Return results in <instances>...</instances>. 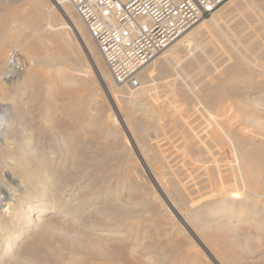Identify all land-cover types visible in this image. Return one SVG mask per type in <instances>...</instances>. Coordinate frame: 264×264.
I'll return each mask as SVG.
<instances>
[{"label": "bare ground", "instance_id": "6f19581e", "mask_svg": "<svg viewBox=\"0 0 264 264\" xmlns=\"http://www.w3.org/2000/svg\"><path fill=\"white\" fill-rule=\"evenodd\" d=\"M67 2V0H0V11L4 13L0 14V58L1 56L3 57V54H6L9 46L13 45L12 43L16 44L20 52L26 54L31 60L32 65H34V69L29 70L28 81H32L34 84L39 83L41 79L44 81H53L55 86L62 89L69 103L78 104L82 100L80 90L93 89L96 83L102 84L108 95L112 99H115L116 102L120 100L125 101V106H123L124 102L119 104H122L124 107L122 118H120L122 120L121 124L129 130L130 134L128 135H131L132 138L135 136L137 139L138 146L136 148L138 149L139 157L141 161L146 164V171H148L160 193V197L158 195V198L157 195H155L156 198H161V206L164 207L165 210H168L165 212H171V215L175 213L182 219L181 226L183 229L191 230L192 224H198V222L201 221L199 220L200 214H198V210H194V208L197 207L196 204V207L193 205L194 208L191 211V217H183V214H186L185 209L181 212L178 210L179 207L180 209L183 207L180 202L183 201L186 196L185 188L190 187L188 186L190 184L186 185L183 183L184 180H180L179 176H177L182 172L180 169L183 167L178 169L180 171H177L178 174H174V172L173 174L171 173L172 176L169 180L164 182L166 179L163 181L162 175L158 173L160 169L157 170L155 175L153 173V165L151 166L149 163V161L152 160L151 155H155L154 150H151L155 147L153 145V139L155 140V138L149 134L150 130L152 129L155 133H158L157 136L159 137V134L163 131L164 127H166L165 122L164 124L161 122L164 116L172 118V120L176 121V125H183L185 123L187 125L188 121H186V116H189V114L185 115L183 113L187 111L186 109L188 108H186L183 103H179L175 98L173 103L174 109H176L178 113L184 115L178 117L177 114L173 113L175 112L174 110L171 111L173 115H169L168 111H170V109L165 110L164 108L165 111H159L158 107L161 106L162 108L163 103L162 105H157L150 101L152 99L147 102L143 98L148 96L149 92H152L149 82L151 77H156H154V74L158 73L162 75L163 73L164 75V73L178 71V79H176L178 87L183 93L185 92V95H189L190 100L193 101L194 106H191L188 110L191 112L190 115H193L195 121L196 119L199 121L198 119L204 118L205 122L208 124V128L205 127L206 130L204 128V131L201 128V122L204 121L203 119L200 121L201 126L198 125V122L197 126L195 121H192L193 118L190 119L192 122L191 125L195 123L194 126H196V128L200 127V129L197 130L193 128L192 132L189 129V131L193 133V135L191 134L193 139L190 137L191 140L187 137V141H190V143L187 141H185L187 142L186 144L182 143L183 146H189L188 148L193 149L194 152L190 151L191 153H197L198 155H195V158L191 156L187 158V160L189 161V159H192L200 163L205 161V159L201 158L202 156L199 157V155H204L205 152L212 153L213 155L228 153L227 155L225 154L226 158L228 156V160L233 163L232 165L235 167L238 180L245 188L248 196L259 198L261 200H259V202L262 203V201H264V137L262 138L261 135L259 138L262 139L253 140L251 136L253 131L250 132L249 129V125H251L249 123L251 122L254 124L255 128L259 130L264 129V117L259 115V113L264 110V15L261 14L263 11L258 7L261 2H259V0L223 1L215 8L209 19L206 18L207 20L199 24H197V21L175 39L160 56L144 67L138 75L139 86L137 87L124 86L113 82L114 80H112L111 75L107 74L101 66V62L97 57V50H95L91 42L93 38L88 30L86 31L83 28L79 20L80 17L77 18L75 16L74 7ZM258 8L261 10L260 13L255 12ZM234 11H237V13ZM238 14H243L244 16L241 18V21L238 18L239 22H237V25L239 26V30L234 34L235 32L233 33L232 31L231 33L229 30H226L224 24L225 22H232L231 24H233V21L230 22L228 20L235 19L230 17L228 19V16H234V18H236L235 16ZM238 26L236 28H238ZM212 30L221 35L219 42H214V46H211L213 45V43H211L213 41L211 40L210 42L209 38L207 39V36H205L208 32H212L213 34ZM233 34L237 35V41L230 38L234 37ZM198 41H200V44H202L201 41H205L206 44L204 49L195 50V54H193L192 51L191 55H188L190 57H187L188 59H186L185 62L182 64L178 62L181 61V55L191 50L193 42L196 43ZM210 48H214L222 54L221 64H219L220 62L218 63L220 57L218 61H214L221 66L220 73L218 66L217 73L211 76L209 73L214 71V69L212 70L209 67L212 70H209L210 72L208 71L211 77H209V75L208 78L201 77V80L199 78L197 84L192 83L193 86L190 85L191 83L188 82L189 79L187 78L188 81L186 80V74L183 73L185 75L183 76L182 73H179L180 70L194 72L200 68L201 65L200 69H203L205 60L202 63V57ZM214 49H212V51L218 55L217 51H214ZM218 56H220V54ZM83 59H86L89 65L84 64ZM210 60L211 59H207L206 61L208 62ZM211 63L213 64L212 61ZM209 65H206L207 70ZM197 75H200V73ZM236 77L242 78L240 81H233ZM172 82H174V80ZM233 93H235V95H233ZM12 97L13 96H11V99ZM181 98L182 97H180V99ZM11 99L8 101L0 100V264H73L75 261L71 256L66 257V255H63L62 247L58 248L53 246L52 248L48 247V249H45L46 245L41 244H47L46 241H49L50 233L48 226L53 222H62V220L69 221L70 219H76L75 222L78 224V232L90 231L93 234H101L106 238H125V240L127 239L129 242L133 236L131 231L133 226L129 218L132 214L139 213L141 210L133 208V202L125 198L124 195L121 196L119 193H115L116 190L120 189L121 192H123V188L129 186L130 174H128V165L126 166L124 162H121L124 166L116 168L113 163L115 156L112 158V155L109 156L105 154L107 156L97 158V150L93 148H98V145H95L93 140H87L86 131H82L85 129L91 131L97 130L96 120L90 119L84 122L82 119L77 122L66 121L56 124L45 120H35L26 107H15L17 106L16 104L13 106V99ZM187 100L189 99L185 101ZM236 102L240 106H248V110L246 111L239 108V110H234L232 105L235 106ZM185 104H188V102ZM196 105L198 106L195 107ZM15 111L17 114L14 116L12 113ZM243 111L246 112L243 113ZM240 114H242L243 117L245 115L243 119H246L248 122L250 121L248 123L249 127L246 125L242 128L235 126L236 123H239L237 120L238 117L240 118ZM234 119H237L235 120L236 123L233 122ZM168 124H170V121ZM175 124H173V126ZM74 125H76L75 128ZM178 127L179 132L186 128L184 125L182 129H180V125H178ZM178 127L176 128L178 129ZM165 129L167 130V128ZM168 129H170V126ZM171 131L176 132L178 130L175 131L172 127ZM176 133L172 134H175L174 136L177 138L182 135L178 133V136ZM182 133H184V131ZM219 133L220 136H218ZM255 133L259 135L261 132L256 130ZM85 134L86 139L84 138ZM257 135H254L255 138ZM150 136L153 138L151 139L153 144L149 143ZM167 136H170V134ZM183 136L180 137L182 138ZM206 137H208V140ZM184 138H186V135ZM167 139L165 140L167 141ZM225 139L227 140L224 141ZM173 140L175 141V139ZM162 141H160L161 143H157L162 145ZM160 144H158V146ZM170 144L172 145V143ZM173 145H175V143H173ZM173 148L174 146L172 149ZM182 149L184 150V155H186L185 149ZM131 150L133 151V149ZM183 150H181L182 152L179 151L180 154L183 153ZM189 154L188 152L187 156ZM132 156L137 157L135 153ZM220 157L222 158V156ZM156 158H158V156ZM164 160L161 162H164ZM225 160L226 159H224V161ZM192 162L191 164H193ZM100 163H102V166ZM196 164L194 166H197ZM99 165L101 167H99ZM172 165L174 166L173 163ZM176 165H178V161ZM201 165L202 163L200 166ZM154 169V172H156L155 167ZM168 169H170V167ZM195 170L194 168V171ZM167 173L164 172L165 175L163 176H166ZM185 173L186 172L182 175L183 178L184 175H186ZM116 179L118 182L119 180L122 181V185H118L119 183ZM226 179L228 180L229 178L226 177ZM194 180L195 177L193 181ZM229 180L232 183V179ZM204 184H206V180ZM194 190H196V188ZM197 193L198 192H196V194ZM201 196L203 195L201 194ZM217 196L218 195H215V197ZM191 198H193V196ZM195 198L198 200V195ZM212 198L214 197L212 196ZM101 203L103 205H101ZM204 206H207L206 202ZM161 212L164 213V210ZM97 217H102V220H104L102 222H97ZM170 220L171 219H169V221ZM62 223L64 225V222ZM223 225L225 224H220L217 227L221 228ZM79 226L81 227L79 228ZM256 226L259 228L258 224ZM203 227V230H205L203 232L205 240L210 226L204 223ZM71 233H73V231ZM58 234L59 239L64 241V245H66L70 253H74L75 255L78 250L77 245L62 234ZM138 234L139 236H135L136 245L133 243V245L136 246L134 249H138L148 258L154 256L158 264H165L167 261V254L169 255V253L166 254L164 250L161 251L165 254L159 253L157 250L152 251L150 249L152 245L148 243L149 241H144L146 236H141L140 232ZM197 234L195 235L197 241L200 242V244H204L203 239L200 238L201 236L199 237ZM226 241V239H223L222 243L224 244ZM227 244V247L224 246L226 249L224 248V250L222 248L221 255L218 256H220L221 261L225 264H239L242 257L239 256L235 245H231L229 242H227ZM85 246L89 249L93 248L89 242H87ZM131 248L130 253L131 251L135 252V250H131ZM78 261H80V259ZM256 261L257 260H255L253 264L260 263ZM260 264L263 263L261 262Z\"/></svg>", "mask_w": 264, "mask_h": 264}, {"label": "rangeland", "instance_id": "374dc122", "mask_svg": "<svg viewBox=\"0 0 264 264\" xmlns=\"http://www.w3.org/2000/svg\"><path fill=\"white\" fill-rule=\"evenodd\" d=\"M259 2H261V4H259L260 6H258V7L263 11L261 14L264 15V0H259ZM259 8L255 11L256 13H260L261 10ZM234 12L237 13V11H234ZM0 14H4L3 11H0ZM74 14L77 18H79L76 11L74 12ZM243 16H244L243 14L236 15L235 16L236 18H234V16L233 17L228 16V19L230 17V18H233L235 20H232V19L228 20L230 22L233 21V24H231L232 22L231 23H229L228 21H227L228 23L225 22L224 28L226 30H229V32H231V33L233 31V33L235 32L234 34H236L239 30V26L237 25L238 24L237 22H239L238 18L241 21V18H243ZM210 17H208L207 19H209ZM207 19H201L200 21H198L197 24H199V23H201ZM79 20H80L81 24L83 25V28L87 31L82 20L80 18H79ZM226 20H227V18H226ZM227 25H228V27H227ZM237 26H238V28H236ZM231 29H233V30H231ZM234 34H233V36L235 38L234 37H230V38H232L233 40L235 39L234 41H237L236 40L237 35H234ZM205 36H207L206 37L207 39L209 38L210 42H211V40L213 41V42H211V43H213V45H211V46H214L216 42L218 43L220 38H221V35L218 34V32H214V31H213V34H212V32H208ZM91 42H92L95 50H97V57L99 58V60L101 62L102 68L105 70V72L107 74H110L106 63H105L101 53L99 52V50L96 46V43L94 42L93 39H91ZM199 42L200 41H198L196 43L193 42V46H191L192 48H191V50H189L190 52L189 51L185 52L184 53L185 55L183 54L180 56L181 61H178V59H177V61L181 62V64H182L183 62L186 61V59H188L190 57L188 55L189 54L191 55L192 51H193V54H195V50H198V49L203 50L206 43H205V41H201L202 44H200ZM12 44H11L12 46H9L6 54H3V57L1 56V58H0V93H1L0 94V100L1 101H8L9 99H11V96H13L12 97L13 100L11 99L12 105L14 104L13 106H15V104H16L17 106H15V107H19V106L26 107L27 110L29 111V113H31L30 115L33 118H35V120H45V121H48V122H51L54 124L60 123V122H66V121L77 122V121H80L82 119H83L82 121H84V122H87L90 119L96 120L97 130H95V131H91V130H87V129L82 130V131H86V134H87V137L85 134L84 138L86 137L87 140H93L94 144L98 145L97 146L98 148H93V149H96L97 153L99 154V155L97 154V158H103L107 155H109V156L112 155L111 156L112 158L115 156L113 163L115 164L116 168H120V167L124 166V164L126 166L128 165L127 166L128 174H130L129 175V179H130L129 186L123 188L124 189V190L122 189L123 192H121V189H120V190H116L115 193H119V195H121V196L124 195L125 198H127L129 201L133 202V204H134L133 208L141 210V212L136 213V214L134 213L129 218V221L132 223V226H133L131 228L133 236L129 242L127 241V239L125 240V238H123V239L112 238V237L106 238V237H103L101 234H98V233L93 234L90 231L78 232L77 231L78 224H76V222H75L76 219H70L69 221L62 220V222H64V225L62 222H53L48 226L49 227L48 228L49 233H50L49 241L48 240L46 241L47 244L41 243L42 245H46L45 249H48V247L52 248L53 246L58 247V248L62 247L63 248L62 249L63 255H66V257L71 256L72 259L75 261V262L73 261L74 262L73 264H75L76 262H77L76 264H158V262L156 261L154 256L150 257L151 258L150 259L146 255L141 253L138 249L137 250L134 249V248H136V246H134V245H136L135 244V241H136L135 236H137V235L139 236L138 233L140 232L141 236H146V239H144V241H149L148 243H150V245H152L150 247V249L152 251L157 250L159 253H162V254L164 252L166 254L169 253V255L167 254V257H166L167 259L165 258L167 260L165 264H225L224 262L221 261L220 256H218V255H221V252H222L221 249L222 248L224 249L225 248L224 246L227 247V245H228L227 242L231 243V245H235V248L237 249L239 256L242 257L243 260L241 259L239 264H253L255 260H257L256 262H258V263L262 262L264 264V239H263L264 238V207H263L264 201H262V203H261V202H259V200H260L259 198L248 196V194L245 191V188L241 185V183L238 180V176L236 175L235 167L232 165L233 163L228 160L229 159L228 156L226 158V155L228 153L227 154L226 153H223V154L218 153V154L213 155L212 153L205 152L204 155H202V154L199 155V157L202 156L201 158L205 159V161L200 162V163H198L197 161H194L192 159H189V161L187 160V158H190L191 156H193V157L195 155L198 156L197 153H191V152H194L192 148L190 149V148H188L189 146H187V147L185 145L183 146V144H186L187 142L190 143V141H187L188 140L187 137L190 138L193 135V133H191V132H192L193 128H196V126H194L195 123L197 125V122H198L199 126H201L200 124L202 123L201 128L203 130L205 127H207L208 124L205 122L204 118L198 119L199 121H197V119H196V121H195L193 118V115H190L191 112H189L188 110L191 108V106L192 107L194 106L193 101L190 100L189 95H187V94L185 95V92L183 93V91L180 90V88L178 87V83L176 80V79H178V77H177L178 71H174V72L172 71V72L166 73V74L164 73V75H163V73H162V75L161 74L159 75L158 73L154 74V77L155 76L156 77L155 78L151 77L152 79L150 78V82H149L150 86H151V90L153 93L149 92L148 96H145L146 98L145 97H143V98L147 102H149V100L152 99L150 101L154 102L157 105H159V104L162 105V103H163L162 108H161V106H159L158 110L162 112V111L170 109V111H168L169 115H173V113H174V114H177L178 117H182V116H184L183 114H185V115L189 114V116H186L187 118L185 117L186 121H188L187 125H186V123L183 124L184 127H186V128H184L183 125L178 124V125H180V129L184 128L183 130H180V132H179L178 125L175 124L176 121L172 120V118H170L169 116H164L163 120H161V122H163V124L165 122L166 127H164V129H163V131H162L163 133L159 132L160 133L159 137L157 136L158 133H155L152 129L150 130L149 134L153 138H155V140L150 136L151 138H150L149 143L153 144L151 141V139H153V141H154L153 145L155 147H153L151 150L152 151L154 150L155 155L154 156L151 155L152 157L150 156L152 160L149 161V163L151 166L153 165L152 167H153L154 171H155L154 167L156 168V172L153 171V173L155 175L157 173V170H159V169L161 170L162 173L160 172V170L158 171V173H160L162 175L163 181L166 179L164 182H167L169 180V178L172 176L171 173L173 174V172H174V174H178V172H180V171L183 172V173L180 172V174H178L177 176H179L180 180H182V181L184 180L183 183H185L186 185L190 184V185H188L190 187L185 188V192H186L185 195L186 196H185L184 200L181 201L182 203L180 202V204L183 207L181 206L182 207L181 209L179 207L178 210H179V212H181L182 210L184 211V209H185L186 214L184 212H183L184 214L181 213V214H183V217H186V218L191 217L190 216L191 211L193 210L194 206L196 207V205H197V207L194 208V210H198V214H200L199 220L201 221V222H198V224L197 223H194L195 225L192 224L191 230L190 229H187V230L183 229L181 226L182 225V219H180V217L178 215H176L175 213H172V215H171L170 214L171 212L170 213L165 212L168 210H165L164 207L161 206V204H162L161 198L157 199L158 195L160 193L158 192V187L156 186V184L154 183V181L150 177L148 171H146V164L144 162H142L141 158L139 157L138 149L136 148L138 146L137 139L135 138V136L132 138L131 135H128V134H130L129 130H127L124 127V125L121 124L122 120L120 118H122V115L124 112L123 106H125L126 102L122 101V100L116 102L115 99H112L108 95V93L106 92V90L102 84L96 83L95 88H93V89H86V90L81 89L80 90V95H82V98H81L82 100L78 104L69 103L67 97L63 94L62 89L55 86L53 81H44L43 79H41L39 81V83H37V84L36 83L34 84V82H32V81H28L29 80V78H28L29 77V70H33L34 65H32L31 60L29 59V57L26 54L20 52V50H19V48H17L16 44H14V43H12ZM13 49H17L20 52L21 63L24 67V70L22 71V73L18 74L17 76L7 78V77L3 76V73L5 70V65H6V61L8 58V54ZM212 49H214V48H210L209 49L210 51L208 50V52H206V54L202 57V63L205 60V64L203 63V67H204L203 69H200L202 66L201 65L200 68L197 69L199 71L195 70L194 72L193 71L188 72L187 70H182V71L180 70L179 73H182L183 76H185L184 74H186V80L188 81V79H189L188 82L191 83L190 85H192V83L197 84L199 82V78L201 80V77L202 78H208L209 74L211 76H213L214 73H217L218 70L220 73L221 66L219 64H221L222 54L214 49V51H217L218 55L220 54V56H218L217 54H215L212 51ZM219 57H220V60H219ZM182 59H184V60H182ZM207 59H211V60L207 62L206 61ZM216 60L217 61L219 60L218 63L219 62L220 63L218 64L217 62H214ZM211 61L213 62L214 65L211 63ZM206 62L209 63L210 65L207 64ZM83 63L88 64L89 62L86 59H83ZM206 65H209L208 70L206 69L207 68ZM213 66H215V67H213ZM218 66H219V69L217 70ZM209 67L212 70L214 69V71L215 70L216 71L215 72L212 71ZM209 70H211L213 73L212 72H211L212 74L209 73L210 72ZM202 71H204V72H202ZM172 73H174V74H172ZM199 73H200V75H197ZM202 73H204L205 75L207 74V75L205 76ZM187 75H189V76H187ZM210 75H209V77H211ZM190 77H193V78H190ZM95 78L97 80L96 75H95ZM241 78L236 77L235 79H233V81H240ZM173 80H174V82H172ZM153 81H155V82H153ZM113 82H115V81H113ZM151 83H153V84H151ZM1 84H3V85H1ZM97 89H98V91H97ZM179 90H180V92L181 91L182 92L180 93ZM235 93H233V95H235ZM182 94H183V96H182ZM177 95H179V96H177ZM186 96H188V97H186ZM180 97H182V98L180 99ZM185 97H186V99H189V100L185 101L186 100ZM175 98L178 100L179 103L180 102L183 103L185 105V107L188 108V109H186L187 111H184L183 114L178 113L176 111V109H174L175 107H173V105H174L173 103H174ZM186 102H188L189 105L185 104ZM120 103H123L124 105L123 106H122V104L119 105ZM167 106H169V107H167ZM197 106L198 105H196L195 107H197ZM232 107L234 110L242 109V110H246V111L249 108L248 106L247 107H244L243 105L240 106L237 102L235 103V106L232 105ZM164 108H165V110H164ZM91 110H92V112H91ZM173 110L175 112L172 113L171 111H173ZM246 111H243V113ZM260 113H259V115H261V117H264V110H262V112H260ZM13 114L15 116L17 114L16 111L14 113H12V115ZM239 116H240V118L238 117V120L234 119V121H233V122H235V120H237V122H239L238 124L235 122L236 127L242 128V127H245V125L247 127L250 126L251 127V128L249 127L250 132L253 131L251 133L253 140L262 139L264 137L263 136L264 135V133H263L264 129L259 130V129L255 128L254 124L252 122L249 123L250 121L248 122L246 119H243L245 117V115H244V117L242 114H240ZM192 118H193L192 121L193 122L195 121V123H193V125H191L192 122L190 121V119H192ZM116 119H117V121H116ZM202 119L204 121H202ZM169 121H170V124H168ZM189 121H190V123H189ZM200 121H202V122L200 123ZM245 123H247V124H245ZM248 123L251 125L248 126ZM173 124H175L176 126L175 125L173 126ZM252 124H253V126H252ZM75 126L76 125H74V128H75ZM169 126H170L171 130H172V127H173V130H175V131L178 130V131H176L177 133L168 129ZM176 127H178V129ZM165 128H167V130ZM185 129H186V131H185ZM189 129L191 132L189 131ZM196 129L198 130V129H200V127L196 128ZM205 130H206V128H205ZM256 130L258 132H261V133L259 135H257V133H255ZM183 131H184V133H182ZM189 132H190V134H189ZM165 133L167 135L170 134V136H167ZM172 133H176L178 136H179L178 133L182 134L180 136H183L186 133L185 134L186 138H184L185 137V135H184L182 138L179 136L180 137V139H179V137L177 138L176 136H174L175 134L173 135ZM160 135L162 138L160 137ZM171 135H172V138L175 139V141L171 138ZM254 135H257L256 138ZM128 136L131 138H129ZM218 136H220V133L218 134ZM260 136L262 138H259ZM163 137H166V138H163ZM207 138L208 137H206V139ZM127 139H129V140H127ZM156 139H157V141H156ZM162 139H163V141H162ZM165 139H167V141L169 140L168 144H167V141ZM209 139H210V137H209ZM182 140H184V141H182ZM226 140L227 139H225L224 141H226ZM160 141H162V145L160 144L161 143ZM185 141H187V142H185ZM157 142H160V143H157ZM170 143H172V145ZM173 143H175V145H173ZM158 144H160L159 145L160 147L158 146ZM179 145L182 147H180ZM156 146H157V149H156ZM173 146H174V148L172 149ZM158 147H159V149H158ZM175 147H176V149H175ZM126 148H127V151H126ZM182 148L185 149L186 155H184V150ZM131 149H133V151ZM180 149L183 150V153H181V154H183L184 156L180 154V152H182ZM122 151H124V152H122ZM133 152L135 153V156H137V157L132 156L134 154ZM178 152H179V154H178ZM188 152L190 154L187 156ZM131 153H132V155H131ZM105 154H107V155H105ZM124 155L125 156L127 155V156L125 157ZM157 156H158V158H156ZM213 156H215V157H213ZM220 156H222V158ZM123 158H124V161H123ZM214 158H216V159H214ZM172 159H174V160H172ZM224 159H226L225 160L226 162L224 161ZM117 160H118V162H117ZM162 160H164V162H161ZM168 160H170V161H168ZM191 160L194 162H192ZM220 160L222 161V163ZM119 161H120V165H119ZM177 161H178V165H176ZM121 162H124V164H122ZM191 162L193 164H191ZM102 163H100L101 166H102ZM116 163H118V164H116ZM172 163L174 164V166L172 165ZM194 163L195 164L197 163L196 164L197 166H194L195 165ZM201 163H202V165L200 166ZM216 163H218V164H216ZM184 164H187V165H184ZM214 164H216V165H214ZM100 165H99V167H101ZM151 166H150V168L152 169ZM212 166H214V167H212ZM169 167H170V169H168ZM180 167H183V168L180 169ZM188 167H191V168H188ZM196 167H198V168H196ZM194 168L197 170L198 173L196 172V170L194 171ZM178 169H180V171ZM210 169H211V171H210ZM184 170H186V171H184ZM229 170L231 171L232 176L230 175ZM169 171H171V172H169ZM227 171L229 174L227 173ZM164 172L165 173L168 172L167 173L168 175L166 174V176H163V175H165ZM184 172H186L185 174L187 176L184 175V178H183L182 175L184 174ZM190 172L192 175L190 174ZM193 174H194V176H193ZM200 174H201L202 178L200 177ZM234 176H235V178H234ZM194 177H195V180L193 181ZM197 177L200 179H198ZM226 177H228L229 179H232L231 180L232 183L230 182L229 179H228L229 180L228 181L226 179ZM186 179H187V182H186ZM204 179L206 180V184H204L205 183ZM199 180H200V182H199ZM116 181L118 182L117 179H116ZM182 181H181V183H182ZM188 181H190L191 183ZM208 182H210V183H208ZM233 182H234V184H233ZM118 183H119L118 185H122V181L119 180ZM194 183H195V186H194ZM130 185H131V188H130ZM191 185H193V186H191ZM198 186H200V187H198ZM218 186H220V187H218ZM225 186H227V187H225ZM195 188H196V190H194ZM188 189H190L191 191ZM196 192H198V193L196 194ZM193 193H195V194H193ZM201 194L203 196H201ZM214 194L218 195V196L215 197ZM155 195H157V198ZM195 195L196 196L198 195V197H199L198 200L200 202L195 198L196 197ZM192 196H193V198H191ZM209 196H210V198H209ZM212 196L214 198H212ZM129 197H130V199H129ZM159 197H160V195H159ZM188 198H190V199H188ZM204 200L207 203L206 207L204 206L205 205ZM160 201H161V203H160ZM196 201H197V203H196ZM201 203H202V205H201ZM101 205H103V204L101 203ZM219 208H221V209H219ZM204 209H206V210H204ZM162 210H164V213L161 212ZM199 211H201V212H199ZM201 213H202V215H201ZM169 219H171V220L169 221ZM103 220H102V217H97V222L98 221L102 222ZM203 222L207 223L208 226H210L209 231H207V236H206L205 240L203 237L204 236L203 232L205 231V230H203V228H204ZM200 224H201V226H200ZM220 224H225V225H223L221 228L217 227ZM257 224H258L259 228H257V226H256ZM71 226H74V227H71ZM80 227L81 226H79V228ZM137 227H139V228H137ZM140 227H142V228H140ZM60 229L61 230L63 229V230L61 231ZM136 229L137 230L139 229V230L137 231ZM72 231H73V233H71ZM58 233L65 236L67 239L72 240L77 245L78 250H77V253H75V255H74V253L71 254L69 249L66 247V245H64L65 244L64 241H61L59 239ZM78 234H79V237H78ZM196 234L199 237L201 236L200 238L203 239L204 244H200V242L197 241V238L195 236ZM137 239H138V237H137ZM223 239L227 240L226 243H224V244L222 243ZM246 240H247V242H246ZM87 242H89L91 247H93V248L89 249L88 247H86L85 245ZM133 243H134V245H133ZM196 243H198V244H196ZM131 247H133V248H131ZM130 248H131V250H135V252H138V253H135L134 251L133 252L131 251V253H130ZM247 248H249V249H247ZM161 250L162 251L164 250V252H162ZM208 253H210V254H208ZM151 255H154V254H151ZM153 258H154V260H153ZM79 259H80V261H78ZM81 260H82V262H81ZM70 264H72V263H70Z\"/></svg>", "mask_w": 264, "mask_h": 264}, {"label": "built area", "instance_id": "2783aa9c", "mask_svg": "<svg viewBox=\"0 0 264 264\" xmlns=\"http://www.w3.org/2000/svg\"><path fill=\"white\" fill-rule=\"evenodd\" d=\"M101 53L112 79L139 86V73L175 39L225 0H67ZM24 67L17 49L3 73L11 78Z\"/></svg>", "mask_w": 264, "mask_h": 264}]
</instances>
